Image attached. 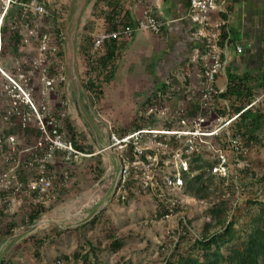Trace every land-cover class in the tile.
Wrapping results in <instances>:
<instances>
[{"label": "rangeland", "instance_id": "1", "mask_svg": "<svg viewBox=\"0 0 264 264\" xmlns=\"http://www.w3.org/2000/svg\"><path fill=\"white\" fill-rule=\"evenodd\" d=\"M44 2L51 10L60 5L68 9V5H71L63 31L65 53L61 64L63 74L53 79L52 89L45 87L47 80L43 73L44 63H46L45 54L38 50L36 41H30L27 44L22 56L18 57L19 60L11 55L0 57V130L4 128L12 130L22 147H31L33 142L29 141L22 129L18 128L19 123L16 122V125L7 127L1 122L2 111L13 101L25 105L26 97H29L37 110L46 107L56 111L55 108L59 107L62 109L60 112H68L76 127H79L76 131L83 139L84 145L93 147L95 154L101 156V167L105 168V172L100 179L93 178L86 167L90 160L89 154L73 159V162L57 156L55 165L58 170L69 166L73 171L69 189L56 200L42 199L45 207L51 208L34 222H40V225L33 229H29L32 224L20 223L18 215L23 206L34 205L37 201L25 194H18L13 198L2 197L0 204L7 205L6 217L10 219L17 216L16 221L20 224L13 235L0 238V261L4 260L7 264H24L18 258L21 252L22 236L28 233L30 235L41 233L55 225L66 232L62 238L58 239V246L49 247V244H46L42 247V252L47 255L45 264H82L81 259L75 258L74 254L78 253L79 257L86 252L89 260L93 261L95 256L93 252H89L91 249L88 244L95 249L97 264H164L165 256L174 250L175 243L182 237L186 238L179 246V253L186 252L195 238L217 229L213 226L209 228V232H204L206 223H214L210 218V209L226 198L229 199L228 205L238 204L239 209L228 213V220L232 219L235 222V229L241 228L248 221L247 214L244 215L246 209L244 203L264 201V127L258 132L256 141L249 140L243 143L241 139L235 140L232 143L233 150L228 151L226 156L225 150L219 146V140L215 138V135L222 139L225 136H231L236 129V126L230 129L229 124L225 125L229 119L228 116H218L219 110L227 108L226 100H215L211 107L214 111L212 116L206 119V124L196 127L192 126L193 123L186 127L178 123L179 117L182 119L184 115L178 116L174 110L182 105H184L182 110L186 108L185 106H191L194 102L192 96H197L200 100L198 92H186L183 98V92L175 91L181 94V97L175 95L174 98L171 94L173 90H167L172 96L164 103L166 113L164 115L158 113L153 119L141 110L139 106L141 100L119 97L124 86L122 84L117 85V88H107L104 99L93 106L84 97L85 91L80 82L77 61L76 73L81 86L74 81L71 72L70 36L74 28L78 30L76 23L78 20H75L77 18L74 16L77 1L44 0ZM8 5V0H0V11ZM39 20L38 18L36 28L43 26V23L38 22ZM22 33L25 37L36 34L26 26L22 28ZM73 34L76 45L79 34L77 31ZM51 39L52 37L50 42ZM47 45L50 44L45 43V47H48ZM60 81H63L62 90H59L58 86ZM178 98L181 101L184 99L185 103L180 104ZM254 102L264 114V93L261 89L257 90ZM197 111L201 114V107ZM68 113L66 114L69 115ZM138 115L144 116L145 121L153 122L152 126L142 130L176 131L178 135L161 133L138 135L134 141L138 143V147L143 148L145 157L144 159L136 158L133 166L130 167V175H134V171L137 175L132 176L134 184L128 189L124 186V182L123 188L119 190L121 166L125 163L129 165L130 156L134 155L133 150L129 149L130 144L123 147L112 144L110 133H115L119 138L124 137L119 135L120 129L132 120H138ZM35 116L34 118L31 116L28 121L31 128L37 126L34 121ZM64 120L65 118L63 120L60 118V126L63 125ZM138 132L133 131L129 134ZM212 132L215 134L211 135ZM111 152H116L119 158ZM195 154L201 155L215 165L212 169L214 177L217 175L224 178L223 181L217 177L214 178L209 194H206L203 199L187 194L182 181L183 172H188L190 166L198 164L191 163ZM118 174L117 187L112 196ZM256 207L257 205L253 204V209ZM100 213L102 214L95 224L78 232V227L87 224V220L89 223L93 215L97 216ZM7 220H0V228ZM108 231L112 236L122 239L121 249L117 251L110 249L111 239L108 238ZM223 252L226 253L224 249ZM63 255L70 258L66 261L61 257ZM197 255L201 259V253Z\"/></svg>", "mask_w": 264, "mask_h": 264}, {"label": "trees", "instance_id": "2", "mask_svg": "<svg viewBox=\"0 0 264 264\" xmlns=\"http://www.w3.org/2000/svg\"><path fill=\"white\" fill-rule=\"evenodd\" d=\"M34 3H38L48 8L44 0H10L9 5L0 11V15H2L0 19V57L11 55L15 59L19 60L18 57L22 56L24 48H26L27 44H29L30 41H36L38 50H41L45 54L46 63H44L43 73L46 75L47 79L53 80L63 74L61 64L63 63L65 56L63 31L66 25L67 8L63 5L58 7L56 6L52 10H47V16H41L34 11ZM38 18L40 19L38 22L43 23V26L40 28H36ZM111 21L113 22V28L115 29H122L127 26L125 18L120 19L118 23H116L114 18H111ZM24 26L35 31L36 34L25 37L22 33V28ZM224 27L225 26H222L221 28V36L219 39L221 46H223V42L227 37ZM48 29L49 31L47 32ZM94 31L95 28L93 24L88 22V24L84 26L83 32L80 35L76 51V59L80 70V82L93 106L95 103L104 99L106 89L109 88L113 80L114 67L116 66V62L120 54L119 51H117L116 44L111 41L112 39L106 40L100 48L94 49L95 36L97 35ZM45 35L48 37L47 44L49 43L50 45L41 49L43 37ZM51 37L52 39L50 42ZM121 38L129 39L125 37ZM62 82L63 81H60L58 83L59 90H62L63 88ZM250 84L253 83L248 82L247 78H229L226 91L219 94V97L221 96L222 99L228 102V106L226 109L224 108V110H219L218 116L225 115L231 119L229 123L230 129H233V126H236V129H234L231 136H225L222 139L220 136L218 137V135H215V138L217 137L219 140V146H221L222 150H225V155L228 151L233 150L232 143L237 139H241L243 143H246L249 140L256 141L258 132H260V130L264 127V114L254 102L257 90L261 89L262 93H264V83H260L259 88L251 86ZM165 92L166 91L163 89H158L141 103V110H143L145 114L149 115L151 119H153L154 115L157 114L149 113V109L153 105H156L157 108L164 107V103L166 99H168ZM13 102L2 111L1 122L7 127L16 125V122L19 123L18 128L22 129L26 138L33 142L32 146L36 145L37 141L41 139L42 130L34 112L27 104L22 105L15 101ZM55 109L56 111H51L46 107L38 109L45 126L50 129L48 123L50 118L53 117V124L56 125L57 130L62 137L69 141L75 150L82 154L90 155V160L88 161L86 167L93 175L94 179H100L105 172V168L101 167V156L99 154H95L93 147H87L84 145V142L82 141L83 139L76 131L79 127H76L73 119L70 118V114L68 113L69 115H67L64 111L60 112L62 109L59 107ZM26 113L29 114V119L22 121V118L19 115ZM62 113L63 116H61ZM31 116H33V118L35 116L34 121L37 126L34 128H31L28 124ZM138 116V120L134 119L124 128L120 129V136L128 135L133 131H141L142 129H145V127L153 125V122L143 120L144 116ZM60 118L61 120L65 118L62 125L63 127L60 126ZM140 120H142V122H140ZM10 136L14 137L18 150L26 148L20 145V142L17 140L12 130L4 128L0 130V157H2V155L7 156L8 154L9 157L18 156L20 159L29 157L30 152L23 155H16V152L12 153L10 151L8 143ZM129 149L132 151L133 146L130 145ZM196 154L193 156L194 158H192L191 163L197 162L198 164L190 166L188 172H183L182 181L185 184V191L187 194L197 199H203L206 197V194H209L214 178L217 177L220 181H223L224 178L217 175L214 177L212 169L215 165L205 160L201 155ZM57 156H61L65 160V152L56 151L55 158ZM144 157L145 156L143 154L141 158L144 159ZM73 159L77 158L72 156L68 161L73 162ZM129 160L134 161V158L130 156ZM0 162L1 174L7 170V163L4 162V158ZM55 164L56 161L52 167V171L58 173L62 169H65L72 177L73 171L69 166L58 170ZM36 172L37 165H34L29 170H18L19 180L26 183L30 178H32V175H36ZM132 176V174H129L127 177L128 179L124 184V186L128 189H130L131 185L134 184ZM68 186L69 185L61 188L54 200H56L58 196H63L68 191ZM11 194L12 193L9 190L0 188V203L2 197H11ZM256 202L257 201H247L244 203L246 208L244 215L247 214L246 216H248V221L245 222V224L239 229H235V222L232 219L228 220V213L239 209L238 204L235 206L228 205L229 199L227 198L217 203L209 211L210 218H212L214 223H206L204 232H209V228L213 226H216L217 229H215L212 233L203 234L201 237L195 238L186 252L179 253V246L186 238L182 237L175 243L173 248L174 250H172L169 255L165 256L164 264L264 263V201ZM253 204L257 205L256 209H253ZM50 208L51 207H45L42 202H37L34 205L28 204L27 206L22 207V211L19 213L20 215H18L19 219L17 216L8 219L5 213L7 205L5 203L0 204V220L8 219L3 227L0 228V238H6L13 235L15 230L19 227L18 224L21 222H24L26 225L33 224ZM101 214L102 213L94 217L89 223L87 222V224L78 227V232L87 226L95 224ZM17 219L20 223L16 221ZM65 232L66 231L61 230L54 225L46 231L29 235L22 242V254H24V251L25 253L29 252L27 261H31L33 264H39L41 259L40 249L46 244L57 245L58 239ZM107 234L108 238L111 239L109 243L110 249L112 251L121 249L123 246L122 239L117 236H112L110 231H108ZM88 245L91 249L89 252H93V255L95 256L93 261L89 260L87 252L79 257L78 253H75L74 257L80 258L82 264H97V255L94 253L95 249L90 244ZM223 249L226 253L223 252ZM199 252L201 253V259L197 255ZM61 257H63L66 261L70 258L65 255ZM0 264L7 263L4 260H1Z\"/></svg>", "mask_w": 264, "mask_h": 264}, {"label": "crops", "instance_id": "3", "mask_svg": "<svg viewBox=\"0 0 264 264\" xmlns=\"http://www.w3.org/2000/svg\"><path fill=\"white\" fill-rule=\"evenodd\" d=\"M76 1L77 9L74 16L77 18L75 20H78L76 22L78 30L76 28L75 30L79 34L75 45L76 51L80 35L88 22L93 24L96 34L120 30L113 28L111 18H114L116 23L125 18L127 26L136 27L145 14L149 13L164 23L159 33L135 30L129 39L111 40L116 44L120 54L109 88L124 85L119 97L139 99L140 106L158 89L165 90L168 98L172 95L181 97V94L175 93V87H179L183 92V98L186 92H198L199 81L196 73L204 64L205 45L203 39L194 35V26L187 16L189 10L187 0ZM70 8L71 5H68L67 15ZM223 9L224 13L214 14L213 18L225 21L224 29L228 41L222 56L227 64L224 71L216 76L215 88L223 90L224 93L229 78H247L248 82L253 83L251 86L259 88V84L264 83V0H224ZM236 45L242 47L241 52L236 51ZM167 90H173L171 96ZM84 94L90 103L87 93ZM197 98L192 96L194 102L191 106H185L186 108L182 110L184 107L182 105L174 110L178 116L184 115L185 127L192 125V120L199 114L197 110L200 108V101ZM178 100L180 104L185 103L184 99ZM221 100L224 101L222 98ZM179 118L178 123L181 124V117ZM29 235L28 233L22 236L21 242ZM48 246L55 247L54 244ZM20 250L18 258L24 264H33L27 261L29 252L24 251L22 254V245ZM46 256L41 250L39 264H45ZM47 259L49 260V255Z\"/></svg>", "mask_w": 264, "mask_h": 264}, {"label": "built area", "instance_id": "4", "mask_svg": "<svg viewBox=\"0 0 264 264\" xmlns=\"http://www.w3.org/2000/svg\"><path fill=\"white\" fill-rule=\"evenodd\" d=\"M187 1L189 8L187 16L194 26V35L203 39V43L205 45L203 56L204 64L203 67L196 73V78L199 81L198 93L200 94L199 101L202 111L201 114H198V116L194 118V125L192 126L196 127L198 125H204L207 123L206 119L212 116L214 112L211 108L213 102L215 101L216 97L218 98L219 94L223 92V90H217L215 88V79L219 73L224 71L227 64L226 60L222 56V53L224 51V48L226 47L228 37H226L225 41L223 42V46H221L219 43V39L221 36V28L222 26H224L225 21H222L219 18H216V20H214L213 18L214 14L219 15L225 12L223 9L224 0ZM8 2H10V0H8ZM33 9L41 16L48 15L47 9L38 3H34ZM163 26V22L155 19L152 15L147 13L143 17V19L139 21L136 27L125 26L117 31L109 33H97L94 41V49L100 48L106 40L120 39L121 37L130 38L135 30L159 33L161 32ZM47 38L48 37L46 35L43 37L41 49L45 48ZM235 49L236 51L241 52L242 47L240 45H236ZM53 83V80L47 79L45 81L46 88L52 89ZM174 91L178 92L180 91V88L175 87ZM218 99L221 100V98ZM25 104H27L36 115L38 124L42 130V136L41 139L37 141L36 145L32 147H26L21 150L17 149L14 137H9L8 143L10 146V151L12 153L16 152V155H23L30 152V155L25 159H20L18 156L9 157V154L7 156L2 155V157H0V161L4 158V162L7 163V170L4 173L0 174V188L9 190L12 193V198L18 194H25L26 196L33 197L37 202L44 203V200L42 199H46L48 201L54 200L57 197L59 190L69 185L71 181V175L67 170L62 169L58 173L52 171V167L55 163L56 151L65 152V160H69L72 156L74 158H78L80 156H84L85 154H82L79 151L75 150L72 144L62 137V135L58 132L56 125L53 124V117L50 118V121L48 123L50 129L45 126L42 120V116L32 104L29 97H26ZM148 112L155 114L162 113L164 115L166 113V108H157L156 105H153ZM19 116L22 118V121L29 119V114L27 113ZM61 116H63V113L61 114ZM230 121L231 119H228L225 122V125L227 126ZM181 124H185V120L183 118L181 119ZM173 132H175L174 134H177L176 131ZM148 133H150V131L142 130L138 133L131 135L129 134L121 138L116 136L115 133H110V141L112 142V144H119L121 147H123V145L127 146L128 144H132L133 146L134 161H131L129 165H126L125 163L121 166V180L119 182V190L123 188V183L129 176L130 167L133 166L132 164L135 162V159H138L144 154L143 148L138 147V143L134 141V139H136L138 135ZM191 134L195 135L194 133ZM210 134L214 135L215 133L212 132ZM123 161H125L124 157ZM34 165H37L36 175L30 178L26 183L20 181L18 170H29ZM133 176H137L136 171H134Z\"/></svg>", "mask_w": 264, "mask_h": 264}, {"label": "water", "instance_id": "5", "mask_svg": "<svg viewBox=\"0 0 264 264\" xmlns=\"http://www.w3.org/2000/svg\"><path fill=\"white\" fill-rule=\"evenodd\" d=\"M76 30H75V28L73 29V33L75 32ZM71 34V36H70V49H71V72H72V77H73V79H74V81L77 83V84H79V86H81L80 85V82H79V80H78V76H77V73H76V47H75V41H74V34ZM111 153H113L114 155H116V157H118L119 158V156H118V154L116 153V152H111ZM119 174H120V171H119ZM119 174H118V177L116 178V181H115V183H114V187H113V190H112V193H111V195L113 196V194H114V192H115V189H116V187H117V182H118V178H119ZM99 211H97V213H98ZM96 215H93V217L92 218H94ZM91 218V219H92ZM90 219V220H91ZM89 220H87L86 222H88ZM40 225V222H37V223H34V224H32L30 227H29V229H33V228H36V227H38ZM21 233H23V232H21ZM16 236H17V234H16Z\"/></svg>", "mask_w": 264, "mask_h": 264}, {"label": "bare ground", "instance_id": "6", "mask_svg": "<svg viewBox=\"0 0 264 264\" xmlns=\"http://www.w3.org/2000/svg\"><path fill=\"white\" fill-rule=\"evenodd\" d=\"M150 133H153V134H174L175 132H173V131H171V132H167V131H165V130H153V131H150ZM196 135H198L197 133H196Z\"/></svg>", "mask_w": 264, "mask_h": 264}]
</instances>
